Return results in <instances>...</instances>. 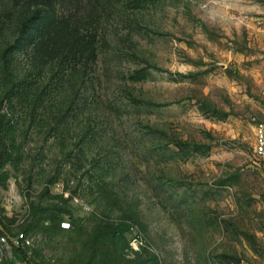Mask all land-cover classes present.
I'll use <instances>...</instances> for the list:
<instances>
[{"label":"rangeland","instance_id":"obj_1","mask_svg":"<svg viewBox=\"0 0 264 264\" xmlns=\"http://www.w3.org/2000/svg\"><path fill=\"white\" fill-rule=\"evenodd\" d=\"M3 47L0 264H264V0H0Z\"/></svg>","mask_w":264,"mask_h":264},{"label":"trees","instance_id":"obj_2","mask_svg":"<svg viewBox=\"0 0 264 264\" xmlns=\"http://www.w3.org/2000/svg\"><path fill=\"white\" fill-rule=\"evenodd\" d=\"M44 9V5L43 2L40 3V9L36 10L35 13L33 12L32 15L25 13V14H20L19 18H18V23H17V34L13 40V44L14 46H19L20 50L19 51H23L24 47L27 46L28 44V40L29 38H27V31L28 29H30V25L31 23H33V21H38V23H40L41 21L44 20L45 18V12L43 11ZM33 41L37 40V36L31 38ZM10 45L12 44H7L5 45L6 47H10ZM6 47H3L0 49V89L5 91V89H10V91H15L18 90L21 87V83L15 85V83H12L9 80H6V72L8 70V66L6 63V53H8V51L6 50ZM197 75L195 74H191V75H187L185 77H191V76H195ZM20 91H23L21 89H19ZM15 92H12L11 95H13ZM22 93V92H21ZM10 95V96H11ZM16 131V127L14 124H9L7 122H5L3 119H0V139L1 140H6L9 139V143L5 144V147L2 149L0 148V157L3 158V162L0 163V167L3 166L4 161H8L10 160V156H11V152L14 148V133ZM9 137V138H8ZM30 227V226H28ZM27 227V228H28ZM99 227V226H98ZM102 227V230L100 232H96L94 231L92 233V237L89 236L85 241L84 244L86 245H90L91 246V250L95 251V252H101L99 243H100V239L102 237H106V238H113V239H120L122 237V234L126 231L131 229L129 223H119L116 224V226H114V224H105ZM27 228L24 230L25 232L27 231ZM63 229V228H62ZM14 249H16L17 251H20L19 247H13ZM25 259V256H24Z\"/></svg>","mask_w":264,"mask_h":264},{"label":"built area","instance_id":"obj_3","mask_svg":"<svg viewBox=\"0 0 264 264\" xmlns=\"http://www.w3.org/2000/svg\"><path fill=\"white\" fill-rule=\"evenodd\" d=\"M253 131V151L258 160L263 162L264 166V121L255 120L252 124ZM82 209L84 211H89L90 207L87 203H80ZM70 227V223L67 220L61 221V228L67 229ZM261 239L264 245V230L261 232ZM28 244L29 241L24 233L15 234L13 236H9L2 232L0 229V244H5L12 247H18L20 244Z\"/></svg>","mask_w":264,"mask_h":264}]
</instances>
